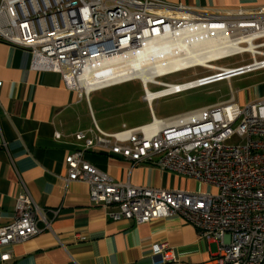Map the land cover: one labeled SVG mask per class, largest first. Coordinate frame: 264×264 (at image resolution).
I'll use <instances>...</instances> for the list:
<instances>
[{"label": "built area", "instance_id": "built-area-1", "mask_svg": "<svg viewBox=\"0 0 264 264\" xmlns=\"http://www.w3.org/2000/svg\"><path fill=\"white\" fill-rule=\"evenodd\" d=\"M209 39L214 44L206 42ZM263 39L264 5L208 10L164 0H0V40L29 50L34 69L61 73L66 86L80 94L89 93L83 81L110 75L114 60L138 54L146 46L158 50L163 45L170 56L181 50L190 57L189 63H195L155 74L147 82L134 77L104 86L140 80L152 120L139 126L123 124L114 132L96 123L78 131L75 138L80 147L66 156L65 182H87L91 201L113 220L142 224L170 216L186 219L200 237L218 243L215 264H264V97L244 106L231 89L225 101L165 118L156 116L152 103L264 69ZM216 50L227 53L204 60ZM243 54L252 60L235 66L217 64ZM196 68L211 73H196L181 83L161 80ZM149 84L161 88L151 91ZM3 87L0 79V93ZM236 135L244 143L227 144ZM89 151L120 157L132 166L144 163L185 175L213 190L119 182L85 159ZM21 183L14 220L0 225V248L52 230L45 211ZM152 255L153 264L177 259L167 242L152 245ZM9 257L10 253H4L2 260Z\"/></svg>", "mask_w": 264, "mask_h": 264}, {"label": "crops", "instance_id": "crops-1", "mask_svg": "<svg viewBox=\"0 0 264 264\" xmlns=\"http://www.w3.org/2000/svg\"><path fill=\"white\" fill-rule=\"evenodd\" d=\"M164 1L208 10L264 5V0ZM0 79L4 81L0 93V225L14 220L23 190L21 181L52 223V230L0 248V264H153L152 245L163 242L173 247L177 256L166 264H215L218 243L200 237L186 219L170 216L142 224L125 218L113 220L91 201L87 182L66 184L65 159L80 147L75 138L78 131L96 123L114 132L127 124L103 128L90 99L92 92L123 83L80 94L66 86L61 73L34 69L29 50L1 40ZM256 81L241 89L231 86L237 102L245 106L264 97V77ZM85 159L119 182L169 190H213L188 176L144 163L132 166L120 157L89 151ZM39 226L44 225L40 222ZM4 253H10L7 260H2Z\"/></svg>", "mask_w": 264, "mask_h": 264}, {"label": "rangeland", "instance_id": "rangeland-1", "mask_svg": "<svg viewBox=\"0 0 264 264\" xmlns=\"http://www.w3.org/2000/svg\"><path fill=\"white\" fill-rule=\"evenodd\" d=\"M264 41V39L262 40ZM242 60L250 62L249 54L235 55L218 61L222 66L240 65ZM198 75L211 73L203 68L185 70L170 74L161 80L169 83L189 81ZM264 77V70L237 76L229 81H221L179 94L153 101L152 106L158 118L182 113L194 108L204 107L229 99L231 86L236 90L251 86L256 80ZM161 86L149 84L151 91L159 90ZM144 90L140 80H133L121 85L92 92L90 95L94 114L99 124L105 129H116L123 122L129 125H139L152 120L149 105L143 100ZM244 143V139L234 136L227 141L229 145Z\"/></svg>", "mask_w": 264, "mask_h": 264}, {"label": "bare ground", "instance_id": "bare-ground-1", "mask_svg": "<svg viewBox=\"0 0 264 264\" xmlns=\"http://www.w3.org/2000/svg\"><path fill=\"white\" fill-rule=\"evenodd\" d=\"M222 38V37H220ZM214 44V40H207ZM158 50L152 49L150 46L138 54L125 55L113 61V69L110 75L105 77L90 78L83 81L82 87L91 92L94 89L104 87L108 84L123 80L126 78L138 77L144 82L151 80L155 74L165 73L173 69H179L184 66H190L195 63H189L190 57H187L182 51L178 50L173 56L168 55V50L162 45ZM217 51V50H216ZM227 53L226 50H219L217 53H209L210 56H205L204 60L215 59L216 56H221ZM208 53H204L207 55ZM212 54V55H211ZM206 64V63H199ZM154 95L149 91V96Z\"/></svg>", "mask_w": 264, "mask_h": 264}]
</instances>
